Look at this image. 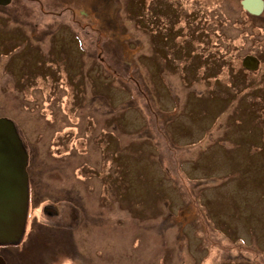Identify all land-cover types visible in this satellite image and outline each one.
Segmentation results:
<instances>
[{
    "label": "rangeland",
    "instance_id": "rangeland-1",
    "mask_svg": "<svg viewBox=\"0 0 264 264\" xmlns=\"http://www.w3.org/2000/svg\"><path fill=\"white\" fill-rule=\"evenodd\" d=\"M42 1L46 16L37 6L32 14L23 7L25 11L16 15V20L26 14L39 21L32 31L35 42L24 41L19 21L0 13V43L14 46L0 47V117L13 112L26 129L28 145L39 148L37 162L45 163L51 162L45 153L48 141L55 145L54 130L65 126L61 114L75 115L76 123L64 127L58 140H66L64 149L71 142L83 146L84 161L76 160L75 153L63 158L56 162L61 169L55 177L68 180L63 194L76 196L77 188L91 204L86 219L95 217L76 235L38 234L39 245L23 264H264V65L259 72H238L246 54L260 53L264 58V13L255 18L260 36L252 40L244 34L242 40L238 26H232L240 0H149L148 30L144 22L142 28L138 24V15L128 14L141 0ZM203 4L207 25L217 36L214 43L222 40L231 49L227 59L233 71L225 69L219 77L213 60L217 46L208 50L195 46L196 52L207 50L200 65L190 57L193 27L203 23L199 21ZM65 5L70 8L63 13ZM168 6L177 14L169 13ZM48 10H58L57 16ZM78 11L89 13L90 26L96 24V32L88 26L80 30L79 35H89L85 43L82 35L69 29L68 22ZM246 29L250 34L252 28ZM25 30L31 32L26 26ZM41 30L47 39L37 40ZM155 45L169 60L167 67H159ZM99 46L111 55L102 53L104 64L100 61L97 67L93 61ZM28 48L34 56L31 77L37 81L26 91L38 90L47 100L44 104L38 91L31 95L52 110L44 109L50 137L38 143L33 141L38 123L21 116L36 105L24 108L26 91L21 92L2 68L8 64L19 73L24 64L18 58L28 54ZM126 50L124 61H133L134 68L123 61ZM205 61L216 73L204 77ZM58 63L64 64L68 75L60 84L67 91L73 88L72 106L64 112L59 100L48 98L52 90L37 76L50 72L60 77L53 71ZM114 69L122 76L115 72V79ZM41 112L37 109L34 114ZM50 158L59 160L57 153ZM83 163L91 164L84 177L94 191L80 185ZM109 166L112 191L97 198L101 182L96 178L107 175Z\"/></svg>",
    "mask_w": 264,
    "mask_h": 264
},
{
    "label": "flooded vegetation",
    "instance_id": "flooded-vegetation-1",
    "mask_svg": "<svg viewBox=\"0 0 264 264\" xmlns=\"http://www.w3.org/2000/svg\"><path fill=\"white\" fill-rule=\"evenodd\" d=\"M7 1L8 0H0V13L7 15L10 18L9 21H12V22L17 23L18 19L16 20V15H18L20 13V10L25 11V9L23 7H27L30 11V14H32V11H34L33 8H35L36 6H37L38 10L42 12V15H44V13H45V10H44L45 6L41 2H38L37 0H9L8 4H3V3H6ZM148 1L149 0H146L145 3L147 4ZM243 1L244 0H240V4H239L240 5V11L243 10L247 14L248 20L242 19L246 22L245 26L238 24V31L240 33V36H242V40L245 38V35L248 39L259 37L260 31L258 28H256L259 24H257L255 18L262 16L264 13V10L260 15L251 14L248 11L244 10L243 5H242ZM263 2H264V0H263ZM193 3H194V1H193ZM7 10H9V11H7ZM2 11H4V12H2ZM83 16L86 17L85 19H87V21H88V19L90 20L89 13H83V12H79V11L75 14V17H72V19H71L72 27L69 28L72 33H74V32L77 33L78 27L82 25V21L84 20ZM42 20H44V18H42ZM18 21H19V25H21L23 27L21 34L25 38L24 41L27 40L29 42H35L36 40H34L32 38V36L34 35L33 32L35 31L34 26L37 28L39 26V24L37 22H39V21L36 20L33 16L32 17L26 16V14H25V17L22 16V18H20ZM33 21H35V23H37V24L34 25ZM141 21H142V25H143V20H141ZM199 21H201V22L203 21V23H200V24L196 25L195 27H193V30L195 32V38H193V45H190L192 47V49H194L195 46H198L201 48L207 47V50H208L209 48H211V46L213 47V45H215V46H217V48L220 47V49L218 51H224L225 45H224L222 40H220L218 43H214V39H217V36H216V33H214L215 30H213L210 25H207V12H205V10H203V12H201V14L199 15ZM221 22L222 21H220L218 23H221ZM25 26L28 27V29L31 32H28L27 30H25ZM247 26H250L252 28L250 34H248V30L246 29ZM45 27H46V25H43L42 30H44ZM209 27H211V28L209 29ZM255 29H258V30H255ZM42 30L38 34L37 40H44V39L48 38V36L46 34L42 33ZM48 30L49 29L47 28V31ZM145 30H148L146 25H145ZM207 31L209 32L208 35H207ZM262 31H263V29H262ZM48 33L50 34V32H48ZM56 33L57 32H55V34ZM77 36L79 37L78 33H77ZM23 42L20 44L21 46L23 45ZM2 43L3 42L0 43V47L2 45H4L5 49H7V48L9 49V47H14L12 45L13 42L5 41L3 44ZM155 48L157 51V57L160 58V60H158L159 61V63H158L159 67H162V66L167 67L166 65L169 63V60L166 57H163L162 51L160 50V48L158 46L155 45ZM217 48H214V49L216 50ZM28 49H29V53H28L29 55L26 52H23V56L18 58V61L20 62V64L21 63L24 64L19 73L14 72V71L12 72L11 69H9V65L7 63H5L7 65L2 67L3 70L8 72L7 75L12 77L11 79H12L13 83L15 84V86H18L20 88V90H22L21 92H25L26 89H28V88H34V86L36 85V81H37V77L34 79H32V77H31V72L35 71L34 56L32 54V50L30 48H28ZM184 49L187 51L186 47ZM207 50H205V52L202 49L199 50V54H203L204 56L197 55L195 58H193V61L196 59L199 62H202L203 59L205 57H207ZM214 54H216V51L214 52ZM247 56L256 57L260 61L259 68H258V70H256V72H259L260 69L263 67L264 58L262 56H260V53L246 54L245 57H247ZM164 58L166 60H164ZM161 60H163L165 64ZM167 60H168V62H166ZM219 61L216 60V62H219ZM93 62L98 67V63H99V55L98 54L96 56V60ZM205 63H206V67L204 70L205 73H203V74L206 75V77H207V71L209 69L211 70L212 68L208 69L207 68V61H205ZM62 67H63V69H62ZM64 67H65L64 64L58 63V64L54 65V68H53V71L57 70V69H58L57 70L58 72H59V69H60V72H61V70L63 71L64 80H63V82H61L62 84H64L66 82V77L68 76ZM242 68H244L243 67V61H242ZM244 69L247 70L246 68H244ZM248 71L252 72L251 70H248ZM97 72H99V71L97 70ZM97 72H94V74H96ZM19 74H21V76H19ZM37 76H38V78L43 77L44 87L52 90V93L48 98L49 99L54 98L53 100H55V99L59 100V103L61 105L63 112H64V109L69 111L70 107L69 106L67 107L68 102L65 99L66 95H67V92H66L67 87L60 86L61 88L65 89V93H62V91L59 87L55 88V87H57V85H60L59 84L61 81L60 77L53 75L50 72L38 74ZM57 79H59V83L56 82ZM69 88H71V87L69 86ZM71 89H73V88H71ZM37 91L38 90H35V89L27 90L26 91V94L28 95L27 100H26V97H23V103L25 104L24 108H27L26 105L31 106V103L33 104V106L36 105V108L30 107L31 111H29L28 109H24V108L22 109L21 108V110H24V111L28 110L29 112H31L33 114L37 111V109H40V111L42 110L41 113L34 114V116L33 115L29 116L28 115L29 112L26 115L24 113H21V116H24L27 121H29V122L33 121V123H35V122L38 123L37 127L40 130L34 132L35 135L33 138V141L36 140V143L40 142L41 140L43 141L44 139H45V141H46V139L48 141V138L50 137V136L48 137V133L51 132L49 130L50 122L48 123L45 121L44 109L52 112L51 105L45 107L42 104H38L39 101H41V103L43 102V104L45 103V101H47L45 99V97L42 95V93H40L38 91L39 92L38 94H41L43 96V99L39 100V101H38V99L40 97L34 98L33 95H31V93L33 94L34 92H37ZM72 97L73 96H71V100L69 102V105H71ZM61 115H62L63 121L65 122L64 127H70L71 125H73V122L76 123L74 114H72V115L69 114L68 115L69 117H66L64 113H62ZM2 117H7V118H9V120H11L13 122V124L17 130V133L19 135V138L21 140L22 146H23V148L27 154V176H28V193H29V196H28V209H27V217H26V225H25L24 233H23L21 239L17 242H14L11 244H0V264H23V262H25L26 260H30L28 258L29 252H31L33 249H36V247L39 245V240H38L39 238L37 237L38 234H40V233H42L43 235L48 234V233L53 234L52 232H58L59 231V233L68 232L67 234H75L76 235L79 232L78 228L85 229L89 225V223L91 222V218L95 217V214L88 215L90 218L86 219L87 214H88L87 212L92 210V208L90 206L91 204L89 203V201L85 200L80 195V192H79V190H77V188H76V191L73 192L76 194V196H74L72 193H71V195H68V196L63 194L62 192L64 191V188L67 187V185H66L67 179L55 177L56 174L59 173V171L61 169L59 166L58 167L55 166L56 162L61 161L63 158H67V156L75 153L76 155L74 158L76 160L82 158L84 161V157H83L84 149L82 148L83 146H78L77 144L73 145V142H71V147L69 148L67 146V148L64 149L66 140L64 138L61 140H58V134L62 131H66L64 129V127H61V129L54 130L55 133L52 134V136L57 135L55 145L53 143H52L53 145H51V142L49 144V141H48V147L49 148L45 149V151H46L45 153H48V156H49V159L51 162H45V163L37 162V160L41 158L39 156V153H40L38 151L39 148L36 146L34 147V145H31V147L28 145L30 141L26 142V139H25L26 129L23 127L22 123L16 121V117H13V112H12V116H2ZM50 117H51V115H50ZM55 120H56V118H55ZM52 122H54V120H52ZM49 140L51 141V139H49ZM69 140H71V139H69ZM74 140L76 143V138H74ZM60 142H62L64 144L60 145ZM56 153L59 156V160L58 159L52 160L50 158V155H54ZM78 165H80V164H78ZM89 168H91V164H89V163L88 164L87 163L81 164V170H83V173L80 176L81 177L80 178V185L84 186L86 189H88L90 191H94V190H92V188L88 187L87 184H89L90 182H86L85 177H84V176H86L85 169H89ZM79 169L80 168H76V171L78 174H79ZM93 170H95V169H93ZM107 170H108L107 175H104L101 178H98V176H97V178H96V179H99L101 182V191L96 194L97 198L100 196V194H104V195L106 194L107 196H110V190L112 191V183H111L112 179H111L110 166ZM104 177H106V178H104ZM78 196H80L81 198H79ZM68 197H70V198H68ZM79 200H82V204L81 203L78 204ZM97 203H98V200H97ZM98 206H99V204H98ZM47 236H48V240L51 239L49 237V235H47ZM47 236H46V240H47ZM45 246L50 250H54L53 248H55L53 246H51V247H49L47 245H45ZM76 257L77 256H75V258Z\"/></svg>",
    "mask_w": 264,
    "mask_h": 264
},
{
    "label": "water",
    "instance_id": "water-1",
    "mask_svg": "<svg viewBox=\"0 0 264 264\" xmlns=\"http://www.w3.org/2000/svg\"><path fill=\"white\" fill-rule=\"evenodd\" d=\"M9 0L6 3L8 4ZM244 10L260 15L263 0H244ZM260 61L253 56L243 60V67L256 71ZM27 154L13 122L0 119V244L21 239L28 209Z\"/></svg>",
    "mask_w": 264,
    "mask_h": 264
},
{
    "label": "trees",
    "instance_id": "trees-1",
    "mask_svg": "<svg viewBox=\"0 0 264 264\" xmlns=\"http://www.w3.org/2000/svg\"><path fill=\"white\" fill-rule=\"evenodd\" d=\"M38 2H41L44 6H45V3L42 1V0H37ZM145 1L146 0H141L140 1V4L138 5V7H132L131 9H132V11H134V13L133 12H131V11H129V15L131 16V13H132V15H135V16H137L138 15V17H139V19H140V21H139V23L138 24H141V27L143 26L142 25V21L141 20H143V22H144V24L146 25V23H150L151 22V18H152V16H151V13H149L148 12V9H147V7H146V3H145ZM160 1V0H159ZM142 2V3H141ZM217 2V1H216ZM132 6H135V4L132 2ZM206 6V4H203L202 5V7H203V10H205V12H207V8L205 7ZM46 7V6H45ZM70 8V7H69ZM69 8H67V5H65L63 8H61V11L63 12V13H65V12H68V10H69ZM44 10H45V13H44V16H46L47 15V13H46V9L44 8ZM167 10H168V12L169 13H171V14H177L176 13V10L174 9V8H171V7H169L168 6V8H167ZM48 12V14H54V15H56L57 16V13H58V10H56V12H53V11H50V10H48L47 11ZM151 12H153V10L151 11ZM77 13V12H76ZM76 13H74V15H73V17H75V14ZM137 13V14H136ZM239 13V14H238ZM237 14V16L234 18V22H235V24L234 25H232V26H234V27H236V26H238V24H240V25H245L246 24V22L244 21V20H248V16H247V14L243 11V10H241V11H239ZM108 14V13H107ZM49 15V16H50ZM147 15H149V17H150V19H147ZM83 18H84V20L82 21V25L81 26H79L78 27V30H77V33L79 34V33H81L80 32V30H83L82 28L83 27H90L91 28V31H93V32H96L97 30H96V24H91L92 26H90V20L88 19V21H87V19H85L86 17H84L83 16ZM242 19H244V20H242ZM97 20H98V18H97ZM150 20V21H149ZM97 23H98V21H97ZM68 24L70 25V27H72V24H71V22L69 21L68 22ZM230 24V23H229ZM231 25V24H230ZM87 27V28H88ZM198 29V28H197ZM119 33V32H118ZM121 34L124 36V34H123V32L121 31ZM80 35H82V39H83V41H84V43L85 42H88V41H86L87 40V38L89 37V35H87V36H84V34H80ZM79 35V37L81 38V36ZM112 37L111 38H116V36L118 37V39H119V37L120 36H118V34H116V35H111ZM107 37V36H106ZM82 39H81V41H82ZM89 40V39H88ZM98 41V43H100L99 41L100 40H97ZM114 42H115V44H116V42H117V39L116 40H114ZM264 43V42H263ZM83 44V43H82ZM100 45V44H99ZM114 45V44H113ZM226 46V47H225ZM224 46V51H218L219 49H220V47L219 48H217L215 51H216V54H215V56L213 55V60L215 59V60H217V61H219V62H216L215 60H214V68H215V66H216V70L218 71V77H219V75L225 70V69H229V71L230 72H232L233 71V69L231 70V67H229L230 65H231V63L229 62V60L227 59L228 57H229V50L231 51V49H228L229 48V46H227V45H225ZM96 51H97V53H98V55L100 54V56H99V64H100V61H101V63L102 64H104L103 63V61H102V59H103V57H102V53H106L107 55H111L110 53H108L107 51H106V49H104V47L103 48H100V46L99 47H97V49H96ZM124 54H125V58L124 57H122L123 58V61L125 60V59H127L128 58V55H129V52H127V50L125 51V52H123ZM131 53V52H130ZM197 55H200V56H204L203 54H199V52H196V50H194L193 49V53L190 55V57L191 58H195ZM134 60H135V58H134ZM126 64H128L129 66L128 67H131L132 66V68H134L136 65H135V63L133 62V61H124ZM135 62H137L136 60H135ZM166 62H168V60L166 61ZM193 63H197V64H199L200 65V62L198 61V60H194L193 61ZM132 64V65H131ZM263 65H264V63H263ZM198 68L199 69H201V67H199L198 66ZM62 69H63V67H62ZM110 69V68H109ZM58 70V69H57ZM57 70H54V71H57ZM245 71L247 72V70H245L244 68H241L240 70H238V72H240L241 74H245L246 75V73H245ZM67 72V71H66ZM115 72H116V74L119 76H122V73H120V72H117L115 69L113 70V75H114V77H115V79H117V75L115 74ZM248 72H250V71H248ZM59 73H60V79H61V82H63V80H64V76H63V71L61 70V72H60V69H59ZM203 73H205V72H203ZM214 73H216L215 71H213V69H209L208 71H207V75H210V74H214ZM124 77L126 78L127 76L126 75H124ZM204 77H206V75H204ZM246 77V76H245ZM111 78H112V76H111ZM242 78V77H241ZM124 78H121V79H118V80H120L121 82H123L124 83V80H123ZM240 81H244V80H242V79H239ZM135 81V80H134ZM136 83L137 82H134L133 84L134 85H136ZM60 84V83H59ZM59 86H62L61 84L59 85ZM59 86H57V87H55V88H58ZM54 89V88H53ZM263 91H264V88H263ZM66 92H67V95H66V98H69L70 100H71V96H72V94H71V88H68V91L66 90ZM69 92H70V95H69ZM65 98V99H66ZM69 100V101H70ZM69 101H68V103H67V107L69 106L70 107V105H69Z\"/></svg>",
    "mask_w": 264,
    "mask_h": 264
},
{
    "label": "bare ground",
    "instance_id": "bare-ground-1",
    "mask_svg": "<svg viewBox=\"0 0 264 264\" xmlns=\"http://www.w3.org/2000/svg\"><path fill=\"white\" fill-rule=\"evenodd\" d=\"M0 119H9V118H7V117H0Z\"/></svg>",
    "mask_w": 264,
    "mask_h": 264
}]
</instances>
